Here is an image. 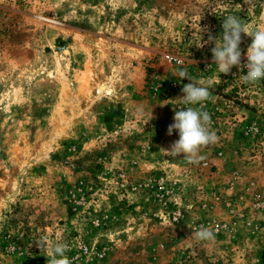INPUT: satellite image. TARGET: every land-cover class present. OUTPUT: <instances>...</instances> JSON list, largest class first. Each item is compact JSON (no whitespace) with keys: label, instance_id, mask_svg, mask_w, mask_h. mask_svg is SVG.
Listing matches in <instances>:
<instances>
[{"label":"rangeland","instance_id":"obj_1","mask_svg":"<svg viewBox=\"0 0 264 264\" xmlns=\"http://www.w3.org/2000/svg\"><path fill=\"white\" fill-rule=\"evenodd\" d=\"M229 15L258 28L264 0H0V264L58 235L72 264H264V80L244 33L213 62ZM180 69L211 98L184 104ZM186 107L218 137L197 164L162 151Z\"/></svg>","mask_w":264,"mask_h":264},{"label":"clouds","instance_id":"obj_2","mask_svg":"<svg viewBox=\"0 0 264 264\" xmlns=\"http://www.w3.org/2000/svg\"><path fill=\"white\" fill-rule=\"evenodd\" d=\"M264 21V17H261ZM223 33L219 39L209 35L208 42H214L212 48L213 62L217 65L220 73L228 74L233 66L241 64V34L244 33L252 38L251 45L247 48V74L242 76L245 83H257L264 80V24L255 28L242 23V19L235 15H229L223 20ZM200 31H202L200 29ZM180 79L187 78L190 83L183 86V97L186 105H198L211 98L209 87L203 81L192 82L193 78L186 69L178 70ZM152 118V114H151ZM150 120V119H149ZM148 122V121H147ZM146 122V123H147ZM211 116L207 111L197 107L179 108L175 111L174 123L169 125L168 134L173 130L179 133V139L175 141L170 150H162L168 156L183 155L192 164H197L204 159L200 155L203 147L215 144L218 140L215 132L211 129ZM198 241H212L215 239L214 230L201 226L194 233ZM40 249H47L48 264H72V260L66 255L69 246L59 235L55 241L49 242L47 236H42L34 241Z\"/></svg>","mask_w":264,"mask_h":264}]
</instances>
